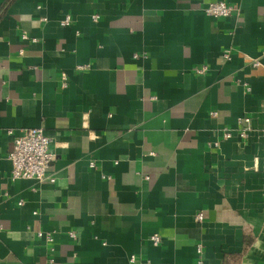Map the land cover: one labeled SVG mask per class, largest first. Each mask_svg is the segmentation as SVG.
Instances as JSON below:
<instances>
[{
    "label": "crops",
    "instance_id": "crops-1",
    "mask_svg": "<svg viewBox=\"0 0 264 264\" xmlns=\"http://www.w3.org/2000/svg\"><path fill=\"white\" fill-rule=\"evenodd\" d=\"M33 127L47 178L11 179ZM199 257L264 264V0H0V264Z\"/></svg>",
    "mask_w": 264,
    "mask_h": 264
},
{
    "label": "built area",
    "instance_id": "built-area-1",
    "mask_svg": "<svg viewBox=\"0 0 264 264\" xmlns=\"http://www.w3.org/2000/svg\"><path fill=\"white\" fill-rule=\"evenodd\" d=\"M205 13L213 18L226 17L231 14L233 7L225 1H211L206 3L203 7ZM98 18L97 14L92 15V19L96 20ZM71 22L70 16L66 15L60 21V25L67 26ZM24 39L27 38L26 35H22ZM225 57H228L225 54ZM257 62L254 63L256 65ZM206 70V67H199L196 69L197 73H202ZM67 77L64 73L61 75V85L64 87L66 85ZM215 114V112H212ZM238 122H249L248 117L239 118ZM11 131L9 130V133ZM238 135L243 137L246 135V129H238ZM232 136V132L229 129H224L221 138L228 139ZM12 149L9 152V159L11 161V179L18 178H31L37 181H42L46 177L47 169L54 159V154L50 149V138L44 133L41 127H33L23 130L20 134L13 136ZM218 141L214 144L217 145ZM91 167L94 166V162H90ZM51 182L54 181V177H48ZM198 220L202 219L201 213L196 214ZM71 236L75 234L71 231L69 232ZM38 237H44L47 242H52L53 236L51 233H43L42 231L37 232ZM153 245H158L160 243V236L158 234H153L150 237ZM197 252L201 253L200 245L197 246ZM133 257H131L132 259ZM52 262V259L49 260ZM197 264H204L203 259L199 257L197 259Z\"/></svg>",
    "mask_w": 264,
    "mask_h": 264
}]
</instances>
